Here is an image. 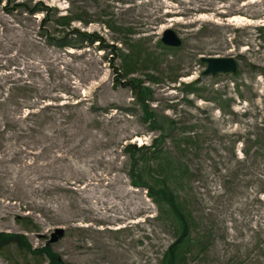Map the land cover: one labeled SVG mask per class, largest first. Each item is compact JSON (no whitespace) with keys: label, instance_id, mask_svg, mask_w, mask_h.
<instances>
[{"label":"rangeland","instance_id":"1","mask_svg":"<svg viewBox=\"0 0 264 264\" xmlns=\"http://www.w3.org/2000/svg\"><path fill=\"white\" fill-rule=\"evenodd\" d=\"M65 14L81 21L58 27ZM261 22L264 0H0V233L20 236L0 264H49L43 247L66 264H160L178 223L134 185L128 150L154 139L159 158L135 163L190 217L181 264H264V77L243 60L206 76L199 61L263 66ZM72 28L100 42L47 41ZM166 29L181 46L164 47ZM97 198L128 214L100 219Z\"/></svg>","mask_w":264,"mask_h":264},{"label":"trees","instance_id":"2","mask_svg":"<svg viewBox=\"0 0 264 264\" xmlns=\"http://www.w3.org/2000/svg\"><path fill=\"white\" fill-rule=\"evenodd\" d=\"M81 21L79 18H73L69 17L68 15H59L55 19V24L58 27H70L73 21ZM255 39L258 40V42L261 45H264V22H261L260 25L255 26ZM47 41L49 44L51 43L52 45L60 48H69L73 49L75 47L78 48L80 45H93L95 42L99 43L100 38L97 36L95 33L90 34L86 31H80L76 28H72L71 31H69V34H61V36H46ZM166 47V46H164ZM115 48V47H113ZM168 48V47H166ZM170 49V48H168ZM116 50V49H115ZM123 63L124 65L126 64L125 59L126 56L123 57ZM236 59L243 60L245 63V66L250 70V71H256L259 73V75L263 78L264 77V65L261 66L257 62H253L250 60H247L245 56L243 55H238ZM127 65V64H126ZM128 68L124 70L123 76L128 75ZM240 68H238V71L236 72L237 75H239ZM196 79L195 81L191 83H187L185 86L186 91L189 93H194L197 90L193 87L197 83ZM136 84V83H135ZM137 88L139 89V92H137V100L140 101V104L142 105L143 112H144V117L147 119L149 122H151V127H154L156 124L154 114L149 111V108L146 104L147 99V92L144 88H140L139 85H137ZM145 90V91H144ZM155 142L156 139L152 141V144L147 146L143 145L141 147H137L135 145H129L128 150L132 152L133 154L137 153L139 156L137 159H133L131 161V168H132V179L134 182V185L137 187H144L148 189L149 196L151 199L156 203H165L167 208L171 211L173 214L174 219L178 223V235L176 239L170 243V246L164 251L162 254V258L160 260V264H181L182 261L185 259L186 252H188L192 247L193 241L190 239V232H189V220L190 217L182 210L181 206L177 202V199L173 192L168 188L167 181L162 180L160 181V186L152 187L148 185L146 182H143V178H141L140 173L138 172V167L137 163L135 161H138L139 158H145L146 162H148L150 159H153L152 157L155 156L156 153V148H155ZM134 157V156H133ZM156 158H159L155 156ZM133 185V186H134ZM14 238H20V236L17 235H11V234H6V233H0V248H3L5 245H10V243H14L15 239ZM7 247V246H6ZM35 255L43 254L46 255L47 258H49V264H66L65 262L61 261L60 258H58L57 254L52 252L49 248L47 249L46 247L43 248H37V250H32Z\"/></svg>","mask_w":264,"mask_h":264},{"label":"water","instance_id":"3","mask_svg":"<svg viewBox=\"0 0 264 264\" xmlns=\"http://www.w3.org/2000/svg\"><path fill=\"white\" fill-rule=\"evenodd\" d=\"M160 42L167 47H179L181 46V39L173 29H166L163 31L161 35ZM200 63L205 65L204 70L202 71L203 75H211L217 76L218 73L221 74H236L238 70L239 63L237 59L233 56L225 57V56H201L199 58ZM57 234H61V230L57 231ZM55 240L53 237L52 241Z\"/></svg>","mask_w":264,"mask_h":264},{"label":"bare ground","instance_id":"4","mask_svg":"<svg viewBox=\"0 0 264 264\" xmlns=\"http://www.w3.org/2000/svg\"><path fill=\"white\" fill-rule=\"evenodd\" d=\"M91 203H92L91 209L97 211V213L101 215L100 219L106 218V217H112L113 219L115 218L114 213H120L121 215L128 214V212L125 209L126 203L121 204V203H116L114 201L113 202L109 201L108 199L106 200V199H98V198L97 200L91 201ZM108 212L113 213V214L108 215L107 214ZM119 218H123V216H119Z\"/></svg>","mask_w":264,"mask_h":264}]
</instances>
